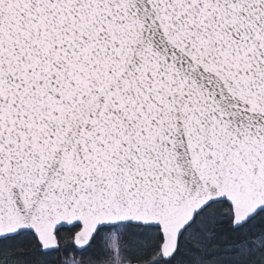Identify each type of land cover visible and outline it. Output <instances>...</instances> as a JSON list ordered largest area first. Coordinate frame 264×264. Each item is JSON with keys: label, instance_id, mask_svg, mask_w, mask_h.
<instances>
[{"label": "snow or ice", "instance_id": "1", "mask_svg": "<svg viewBox=\"0 0 264 264\" xmlns=\"http://www.w3.org/2000/svg\"><path fill=\"white\" fill-rule=\"evenodd\" d=\"M0 264H264V0H0Z\"/></svg>", "mask_w": 264, "mask_h": 264}]
</instances>
